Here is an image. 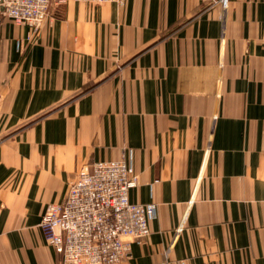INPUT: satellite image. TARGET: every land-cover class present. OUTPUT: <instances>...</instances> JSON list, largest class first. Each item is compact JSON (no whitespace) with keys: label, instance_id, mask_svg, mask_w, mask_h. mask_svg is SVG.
<instances>
[{"label":"crops","instance_id":"obj_1","mask_svg":"<svg viewBox=\"0 0 264 264\" xmlns=\"http://www.w3.org/2000/svg\"><path fill=\"white\" fill-rule=\"evenodd\" d=\"M264 0L0 6V264H63L41 220L126 160L150 234L114 264H264Z\"/></svg>","mask_w":264,"mask_h":264},{"label":"built area","instance_id":"obj_2","mask_svg":"<svg viewBox=\"0 0 264 264\" xmlns=\"http://www.w3.org/2000/svg\"><path fill=\"white\" fill-rule=\"evenodd\" d=\"M67 1L0 0V6L5 16L32 26L36 32L49 15L51 5ZM136 183L131 165L124 159H100L79 168L65 199L48 203L41 220L44 236L62 256L63 264L120 262L130 255L133 241H141L150 234L149 223L156 217L157 207L154 203L130 200L129 191Z\"/></svg>","mask_w":264,"mask_h":264}]
</instances>
